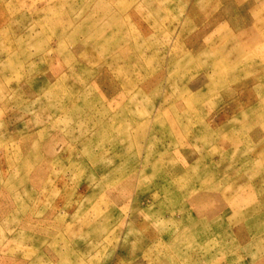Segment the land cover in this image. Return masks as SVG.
I'll return each instance as SVG.
<instances>
[{
  "label": "rangeland",
  "instance_id": "obj_1",
  "mask_svg": "<svg viewBox=\"0 0 264 264\" xmlns=\"http://www.w3.org/2000/svg\"><path fill=\"white\" fill-rule=\"evenodd\" d=\"M0 264H264V0H0Z\"/></svg>",
  "mask_w": 264,
  "mask_h": 264
}]
</instances>
